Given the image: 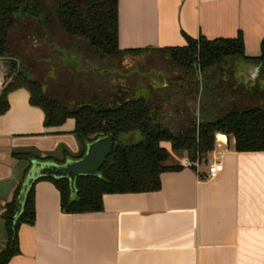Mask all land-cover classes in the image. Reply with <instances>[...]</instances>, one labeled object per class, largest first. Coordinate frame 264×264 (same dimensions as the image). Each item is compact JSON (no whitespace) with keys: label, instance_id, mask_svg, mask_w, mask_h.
<instances>
[{"label":"crops","instance_id":"0c3cea01","mask_svg":"<svg viewBox=\"0 0 264 264\" xmlns=\"http://www.w3.org/2000/svg\"><path fill=\"white\" fill-rule=\"evenodd\" d=\"M239 32L245 55L257 56L264 39V0H118L121 50L163 54L159 49L186 45V36L234 38ZM40 37V43H33L29 36L31 48L44 44L51 35L46 31ZM46 47L59 56L60 50L79 51L59 48L56 42ZM45 49H39V61L49 68L51 58ZM56 58L51 62L57 71L64 64ZM95 68V76H108L109 68ZM243 72H248L251 81L257 77L258 67H245ZM164 76L163 70L149 71L141 76L145 80L121 84L115 94H110L114 91L109 82L104 99H92L90 94L85 103L108 102L122 89L127 97L144 96L163 105L166 99L155 92L158 84L160 88L180 87L182 91L175 97L167 96L176 116L174 127L180 133L198 120L202 81L193 74L167 83ZM44 82L42 79L43 90L47 88ZM144 86L150 88V97L142 92ZM230 87L232 95L224 90L223 98L242 103L241 86L234 83ZM6 99L7 110L0 114V250L4 245L3 207L25 177L26 163L15 160L12 153L33 150L39 158L49 156L48 162L61 164V160H74L72 156L78 152L72 118L57 126H44L42 111L29 104L25 89L8 92ZM162 146L171 153L168 143ZM214 162L222 164V171L215 178L204 179ZM182 163H166L180 169L161 174L159 191L104 195L103 210L97 213L63 214L53 185L36 182L33 224L18 227V253L6 264H264V152H236L232 137L216 134L214 148L204 161L194 163L193 168H184Z\"/></svg>","mask_w":264,"mask_h":264},{"label":"trees","instance_id":"16d2710c","mask_svg":"<svg viewBox=\"0 0 264 264\" xmlns=\"http://www.w3.org/2000/svg\"><path fill=\"white\" fill-rule=\"evenodd\" d=\"M24 19L31 22L32 32L39 35L46 32L45 25L54 23L63 34L84 43L96 55L94 60L108 63L126 54L141 52L118 47V0H0V58L13 57L18 61L8 47V35ZM75 48L80 49L79 45ZM159 51L175 65L202 74L199 77L202 81L199 118L183 127L180 133L173 131L168 123L175 115L167 96L175 97L178 91H182L176 87L163 88L165 90L161 93L164 96H160L166 99L163 105L144 96L127 97L121 89L108 102L67 107L45 95L40 82L28 75L18 61L16 73L0 89V114L7 110V93L23 88L28 92L29 104L42 111L44 126H57L66 118L73 119L72 135L78 147L77 154L72 156L74 160L81 158L85 146L98 138L111 135L113 147L96 176L76 177L73 192L65 178H38L25 194L20 207L16 203L19 188L14 192L1 215L4 245L0 250V264H6L18 253V227L33 224V185L38 181H49L53 185L63 214L97 213L103 210L101 200L104 195L157 192L161 187V174L180 169L166 166L171 156L163 143H168L172 153L182 154L192 164L204 161L212 152L216 134L232 137L236 152H264V39L260 42V53L253 57L245 55L240 32L234 38L186 36V45ZM83 59L88 65L93 64L90 59ZM249 66L258 67L253 82L246 83L242 77L235 79L236 72ZM225 67L229 69L227 74L221 70ZM95 70L97 68L93 66L92 71ZM234 83L244 92L245 101L242 103L223 98L222 90L229 89L231 96L230 85ZM211 114L216 116L210 118ZM134 133L141 139L138 143L120 145L122 136ZM12 157L26 163L24 175L31 160L50 159L49 156L39 158L33 150H17Z\"/></svg>","mask_w":264,"mask_h":264},{"label":"rangeland","instance_id":"374dc122","mask_svg":"<svg viewBox=\"0 0 264 264\" xmlns=\"http://www.w3.org/2000/svg\"><path fill=\"white\" fill-rule=\"evenodd\" d=\"M30 25V21L28 19H24L19 23L18 26L13 27L8 35V47L10 51L17 56L18 61L25 67L28 75L38 80L40 84L42 79L46 80L44 84H47V88L43 90V88L41 87L45 95L51 98H55L60 102L61 100H65L70 102V104L73 102V105H77V103L79 104L82 102H89L91 99V97H89L90 94L94 95L92 96V99H104L105 96L108 95L109 82V85L113 86L112 92L114 91L110 94H115V92H117V90L115 89L120 87L121 84L135 83L137 78L138 80H140L141 78H143L141 76L147 75V72L152 70H163L165 75L164 79L167 81V83H169L170 80L173 82L178 77V80L182 77L189 78L193 74H196L197 79H199V77H202V74H200L199 72H194L193 70H188L175 65L166 54L161 53L142 54L140 52H134L126 54L115 60H110L108 61V63L94 60L96 59V55H93L92 52L85 47L84 43L77 39L66 36L57 28L54 23L45 25V30L50 33L52 38H46L43 42L44 44H37L35 45V47L31 48L30 44L32 43V40L29 39V36L30 38L35 40H33V43H40L41 37L39 34L32 32V28L34 27ZM54 42L58 44L59 48L73 49L76 47V45H79L80 49H78L79 51H77L76 53H73L72 51L60 50V53L62 55L59 56V52L55 50L52 51V49H50L51 47H46L47 43ZM41 48L43 50H46L45 48H48V57L51 58V61L57 59L56 57H60V61H62V63L64 64L63 67L60 68L59 66L56 71V68L55 66L53 67L51 61L48 65L49 68L46 67V65L43 64L42 61H39V55L41 54V51H39V49ZM83 58L90 59L91 63H93L91 65L92 67L99 66V68L103 70L109 68L110 70L106 74L108 76H95L97 72H93L92 67L88 65L86 60H84ZM47 68L48 74H46ZM223 69H226L225 74H227L229 69L227 67L221 68L222 71ZM122 74L124 75L123 77H121ZM47 76H49V79L47 78ZM234 76L242 77V79L246 83L254 81H249L248 72H243L242 70L236 72ZM51 77H53V79H51ZM143 79L145 80L146 77H144ZM174 82L176 83V81ZM160 85L161 83L158 84V88H155V92L157 95L163 97L164 94H162L161 92H164L165 89H159L161 87ZM141 90L142 92L147 94L148 97L151 96L150 88L148 86H144L143 88H141ZM179 90H181V88ZM222 93L224 94L225 91L223 90ZM197 116L199 118V114ZM215 116L216 115L214 114L213 117ZM213 117L211 114L210 118ZM174 121L175 120L171 119L168 121V123L171 124L173 131H177V129L174 127V125L176 124L174 123ZM136 134L137 133L129 136H122L119 139L120 145L126 146L138 143L141 139H138ZM169 154L171 156V159L169 161L171 162H179L181 160H184L182 154H174L172 152ZM1 235L4 239L2 233Z\"/></svg>","mask_w":264,"mask_h":264},{"label":"water","instance_id":"95a60500","mask_svg":"<svg viewBox=\"0 0 264 264\" xmlns=\"http://www.w3.org/2000/svg\"><path fill=\"white\" fill-rule=\"evenodd\" d=\"M17 65L18 61L13 57L0 58V89L16 73ZM112 147L113 138L109 135L88 143L85 146L83 156L77 160H65L61 164L31 160L17 193V206L20 207L22 205L25 194L38 178H65L68 181L70 191L73 192V184L76 177L96 176L101 165L111 155Z\"/></svg>","mask_w":264,"mask_h":264},{"label":"built area","instance_id":"2783aa9c","mask_svg":"<svg viewBox=\"0 0 264 264\" xmlns=\"http://www.w3.org/2000/svg\"><path fill=\"white\" fill-rule=\"evenodd\" d=\"M182 164L184 168H191V166H194V164L190 163L187 158L183 160ZM222 168L223 167L220 162L210 164L207 168V173L204 176V179L215 178L222 171Z\"/></svg>","mask_w":264,"mask_h":264}]
</instances>
